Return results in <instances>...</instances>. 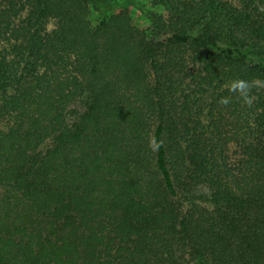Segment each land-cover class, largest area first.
I'll return each mask as SVG.
<instances>
[{
  "label": "trees",
  "instance_id": "obj_1",
  "mask_svg": "<svg viewBox=\"0 0 264 264\" xmlns=\"http://www.w3.org/2000/svg\"><path fill=\"white\" fill-rule=\"evenodd\" d=\"M152 1L0 0V264H264V0Z\"/></svg>",
  "mask_w": 264,
  "mask_h": 264
},
{
  "label": "rangeland",
  "instance_id": "obj_2",
  "mask_svg": "<svg viewBox=\"0 0 264 264\" xmlns=\"http://www.w3.org/2000/svg\"><path fill=\"white\" fill-rule=\"evenodd\" d=\"M138 5L130 6L129 13L132 18V24L143 30L148 28L149 22L146 18V12H155L162 14L163 16H167V9L164 5H155V3L152 0H137ZM120 10V7L117 6V9L114 11L115 13ZM112 13H109V15ZM88 19L91 22L93 26H96L100 20V17L97 12H95L93 9H90L88 13ZM56 22L53 19H50L47 23V30L51 31L55 28ZM229 153L232 155V153L235 151V146L233 143L230 145ZM233 157H235L233 155Z\"/></svg>",
  "mask_w": 264,
  "mask_h": 264
}]
</instances>
